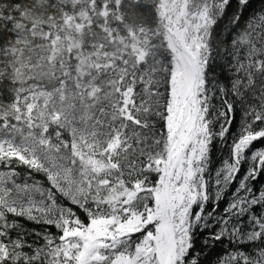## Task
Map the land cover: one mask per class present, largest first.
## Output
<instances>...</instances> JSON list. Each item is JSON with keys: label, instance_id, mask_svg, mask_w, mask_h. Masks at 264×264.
I'll use <instances>...</instances> for the list:
<instances>
[{"label": "snow or ice", "instance_id": "snow-or-ice-1", "mask_svg": "<svg viewBox=\"0 0 264 264\" xmlns=\"http://www.w3.org/2000/svg\"><path fill=\"white\" fill-rule=\"evenodd\" d=\"M0 264H264V0H0Z\"/></svg>", "mask_w": 264, "mask_h": 264}]
</instances>
